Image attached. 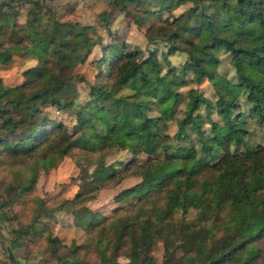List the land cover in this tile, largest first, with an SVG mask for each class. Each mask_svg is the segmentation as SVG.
I'll return each instance as SVG.
<instances>
[{
  "label": "trees",
  "instance_id": "1",
  "mask_svg": "<svg viewBox=\"0 0 264 264\" xmlns=\"http://www.w3.org/2000/svg\"><path fill=\"white\" fill-rule=\"evenodd\" d=\"M23 2L28 3L25 19L18 22L17 6ZM131 2L122 0L121 9L134 15L138 24L143 18L156 16L165 3L161 2L159 9L138 2L139 11L133 12L128 8ZM230 4L252 24L250 33L232 30ZM41 6L42 0H0V67L9 66L13 54L30 53L37 59L22 70L20 82L6 84L0 78V152L5 151L12 160L32 155L31 176L24 182L16 181L17 197L31 188L39 166L52 165L73 147L91 151L127 148L134 155L159 148L162 151L161 156L139 166L134 173L139 176L136 181L116 192V199L135 197L128 210L89 219L85 240L71 248L75 257L72 264H82L80 255L88 250L96 253L100 264H122L116 257L122 254L132 258L139 246L147 252L137 264H264V226L242 235L251 212L264 211V142H249L244 126L247 115L264 122V95L257 96L256 84L245 79L242 58L264 60V0H196L190 10L172 19L181 33L170 31L172 20L161 18L150 21L152 30L144 31L146 44L169 37V46L174 49H188L193 37L205 32L210 44L227 53L235 87L227 91L215 86L212 101L194 86L180 88L214 76L201 56L190 53L178 69L170 66L162 70L155 48H147V56L140 60L138 51L125 49L122 42L102 43L92 26L54 20L53 28L45 27L40 19ZM218 11L220 19L214 14ZM214 17L220 24L213 23ZM102 25L108 29L106 20ZM77 35L81 36L78 48L70 45V38ZM97 44L102 46L99 55L72 75L74 66ZM162 58L167 61L166 55ZM144 61L151 64L154 78L149 79L143 70ZM71 77L86 85L85 98L79 104L68 96L76 93ZM122 88L127 91L120 93ZM44 102L65 110L76 102L70 128L42 115L30 135L19 134L22 117L40 112L39 104ZM212 110L217 118L211 116ZM169 121L175 125L172 134L166 132ZM185 126L195 133L196 143L189 141ZM214 153L217 157L207 158ZM196 156L197 165L189 169L188 160ZM113 171L109 164L96 165L87 183H103ZM90 189L77 190L63 201L79 207ZM170 193L176 202L168 217L160 209ZM190 194L197 195V203L186 202ZM175 207H194L195 223L170 219ZM24 230L12 229L11 249L20 245ZM56 240V236L48 235L46 247L68 264L57 251ZM156 240L162 246L160 262L151 254Z\"/></svg>",
  "mask_w": 264,
  "mask_h": 264
},
{
  "label": "rangeland",
  "instance_id": "2",
  "mask_svg": "<svg viewBox=\"0 0 264 264\" xmlns=\"http://www.w3.org/2000/svg\"><path fill=\"white\" fill-rule=\"evenodd\" d=\"M122 0H42L41 6V22L45 27L53 28L54 20L58 22H78L81 25H89L94 28V35L100 37V41L122 42L125 49H136L138 51V59H143L148 54L147 48H155L157 59L163 65L162 70L168 67L179 68L180 65L188 59L190 53L196 54L204 58V60L214 70V76L211 78L203 77L199 82H189L181 86V90H185L187 86H194L206 98L212 101L215 97L213 88L220 86L227 91L234 89L233 84V67L229 62L227 53L216 45L210 44V40L205 32H201L193 37L192 43L188 45V49H174L170 47L171 38L165 41H157L155 44H146V36L144 31L152 30L149 28V22L159 21V18L172 20L179 13H185L195 4L196 0H132L128 8L137 12L138 2L146 3L152 8L161 9L156 16L141 19V23H137L134 15L126 13L121 9ZM230 3V2H229ZM28 6L27 2L18 4L15 19L22 22L25 19V12ZM231 11V27L232 30L238 32H251L252 24L245 20L242 12L234 9L229 5ZM137 9V10H136ZM102 11V12H101ZM106 12V13H103ZM99 13H103L99 15ZM105 14V15H104ZM220 19V12L214 13ZM102 17L104 19H102ZM107 21V28L102 25L103 21ZM213 23L220 24L216 17ZM170 31L180 32L181 28L178 23L172 20ZM90 33V32H89ZM91 34V33H90ZM93 34V33H92ZM177 40V39H176ZM174 40V41H176ZM81 43V36L77 35L70 38V45L78 48ZM181 42H179L180 44ZM98 45V44H97ZM94 45L86 54L84 60L78 62L71 72L76 75L77 72L83 71L88 63L97 57L100 53L101 45ZM166 55L167 61L162 58ZM12 62L7 67H0V78L3 83L14 84L20 82L24 75L22 70L32 64L37 59L30 53L13 54ZM244 77L247 81L256 84L255 93L257 96L264 95V60L258 62L254 58L243 56ZM143 70L148 78H154L155 73L148 61L142 64ZM72 78V77H71ZM76 93L71 96L78 101H83L86 95V85L81 81L72 78ZM234 80V79H233ZM127 88L119 90L125 93ZM76 102L70 104L69 110H65L60 106L49 104L48 102L40 103V112L33 115L22 117L18 123L19 134L30 135L39 124L42 115L52 120L62 121L67 129L74 122V114L72 112ZM203 105L199 106V111L203 112ZM211 116L217 118L214 110ZM244 126L248 130L247 140L249 142H264V122L258 123L252 116L245 117ZM175 125L169 121L166 132L172 134ZM129 131V130H128ZM185 131L189 135V141L197 142V138L193 130L185 126ZM130 132V131H129ZM175 141V139H174ZM217 153V152H216ZM214 153L207 156L209 159L217 157ZM161 149L155 150L153 153L140 151L135 155L127 148H103L98 150H88L79 147H73L68 153L56 159L52 165L46 167L39 166L34 175V181L29 190L22 193L21 197H17L16 191L19 186L16 181H25L31 174L29 164L31 158H23L12 160L5 151L0 152V264H10L6 256V246L9 244V238L13 235V228H24L20 245H14L11 249L12 255L18 261L17 264H66L46 247V237L54 235L57 237L58 252L63 253L61 259L68 260V264H72L74 254L71 248L75 243H81L85 240V234L88 229L89 219H99L101 216L121 215L129 209V205L135 200L133 195L115 198L116 192L124 186L136 181L139 176L134 174L140 165L151 158L161 156ZM197 156L188 160L187 166L193 169L197 165ZM132 160V161H131ZM130 164L125 166L126 162ZM109 164L113 167L114 173L103 183H95L90 186L87 183L90 171L96 165ZM110 171V168L107 172ZM90 189L88 197L83 200L79 207H72L69 201H63L64 198H71L75 191ZM167 200L162 204V215L168 216L169 211L174 209L176 197L173 193L168 195ZM197 195L190 194L186 198V202L190 204L197 203ZM161 204V199L158 201ZM115 206H121V209L114 210ZM176 208V207H175ZM185 208V207H184ZM169 217V216H168ZM196 210L194 207H178L170 216V219H185L190 223L196 221ZM264 226V211H252L249 221L244 228L242 235L254 233L257 229ZM9 246V245H8ZM77 252H82L78 250ZM147 252L144 246L134 249L132 258H126L119 254L116 259L122 264H137L140 258ZM78 253V254H79ZM162 246L159 240H156L151 249V254L156 262H160ZM82 264H100L96 253L88 250L80 255Z\"/></svg>",
  "mask_w": 264,
  "mask_h": 264
},
{
  "label": "water",
  "instance_id": "3",
  "mask_svg": "<svg viewBox=\"0 0 264 264\" xmlns=\"http://www.w3.org/2000/svg\"><path fill=\"white\" fill-rule=\"evenodd\" d=\"M6 256L10 264H17L14 256L12 255L11 249L8 245L6 246Z\"/></svg>",
  "mask_w": 264,
  "mask_h": 264
}]
</instances>
